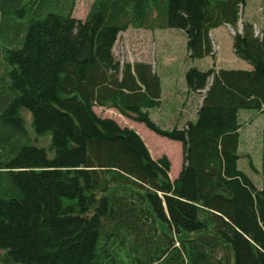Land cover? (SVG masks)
I'll return each mask as SVG.
<instances>
[{
	"label": "trees",
	"instance_id": "obj_1",
	"mask_svg": "<svg viewBox=\"0 0 264 264\" xmlns=\"http://www.w3.org/2000/svg\"><path fill=\"white\" fill-rule=\"evenodd\" d=\"M76 1L0 0V264H264V128L261 189L238 168L239 113H264V29L237 31L246 0H93L84 21ZM223 25L250 70L189 69L188 97L204 91L196 120L153 122L160 78L120 65L117 36L176 29L193 61ZM94 108L178 142L177 178Z\"/></svg>",
	"mask_w": 264,
	"mask_h": 264
},
{
	"label": "rangeland",
	"instance_id": "obj_2",
	"mask_svg": "<svg viewBox=\"0 0 264 264\" xmlns=\"http://www.w3.org/2000/svg\"><path fill=\"white\" fill-rule=\"evenodd\" d=\"M93 0H78L74 3L72 17L84 21L89 6ZM250 23L254 34L259 36L264 29V0H246V6L241 10L237 31L241 32L242 23ZM234 31L227 25L218 27L210 32L213 53L201 60H190L186 52V38L182 31L165 29L147 31L143 29L128 28L121 32L113 47V55L119 64L126 62H144L151 64L162 83L163 102L159 109L151 110V120L165 129L174 125L182 127L190 119L191 106L201 103L204 91L197 96H189L185 89V73L195 68L207 71L214 67L216 70H250L249 65L238 59L232 50ZM167 86L172 87L174 97L180 98L179 112L172 114L166 104ZM167 95V96H165ZM94 112L101 118L113 120L119 127L136 132L146 145L151 157L158 159L167 157L170 162V173L175 174L182 166V150L178 142L170 141L149 131L143 124L129 120L120 115L113 108H94ZM26 122V129L34 141L35 136L30 126V115L22 111ZM165 113L170 114L165 116ZM240 116V145L238 149V168L254 184L261 189V131L264 128V113L254 111H241ZM45 150L49 147V137L39 138L33 143ZM252 167H251V165Z\"/></svg>",
	"mask_w": 264,
	"mask_h": 264
},
{
	"label": "crops",
	"instance_id": "obj_3",
	"mask_svg": "<svg viewBox=\"0 0 264 264\" xmlns=\"http://www.w3.org/2000/svg\"><path fill=\"white\" fill-rule=\"evenodd\" d=\"M245 6H246V3L244 5V7ZM244 7L242 8V10L244 9ZM243 70H246V69H243ZM160 81H161V79H160ZM166 91H167V94H168V96L165 95V96H167L166 97V104L169 107L168 109L172 111V114H175V112H179V109L181 108V106H180V98H175L174 97V91H173L172 87L167 86ZM162 99H163V91H162V83H161V105H162V102H163ZM200 104L201 103L197 104L196 101H194V103L191 106V116H190V119L187 122H194L196 120V112H197V108L200 106ZM169 115L170 114L165 113V116H169ZM170 167H171V165H170ZM180 170H181V166H180V168L178 169V171L175 174H172V173L169 172V178H170L171 181H174L177 178Z\"/></svg>",
	"mask_w": 264,
	"mask_h": 264
}]
</instances>
